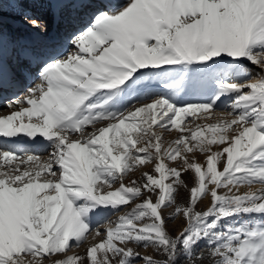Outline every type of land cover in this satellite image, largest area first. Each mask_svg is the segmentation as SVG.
I'll return each mask as SVG.
<instances>
[{
    "label": "rangeland",
    "instance_id": "obj_1",
    "mask_svg": "<svg viewBox=\"0 0 264 264\" xmlns=\"http://www.w3.org/2000/svg\"><path fill=\"white\" fill-rule=\"evenodd\" d=\"M254 31L243 60L250 67L214 57L212 67L193 70L166 43L158 74L177 75L166 79L170 91L158 87L170 109L149 104L147 115L131 113L90 140L85 183L67 165L63 186L38 188L36 205L20 191L21 238L13 246L0 234V264H264V88L246 87L262 76L264 30ZM0 36L13 35L0 28ZM145 41L155 40L148 33ZM1 99L11 106L15 97ZM107 224L120 233L94 239Z\"/></svg>",
    "mask_w": 264,
    "mask_h": 264
},
{
    "label": "bare ground",
    "instance_id": "obj_2",
    "mask_svg": "<svg viewBox=\"0 0 264 264\" xmlns=\"http://www.w3.org/2000/svg\"><path fill=\"white\" fill-rule=\"evenodd\" d=\"M263 11L264 0H0V28L15 36H0L3 239L14 246L21 238L14 212L26 214L20 191L32 192L31 204L36 205L38 188L48 192L54 183L63 186L67 165L81 171L85 183L83 155L90 140L110 135L119 122L128 123L131 113L147 115L149 104L154 111L170 109L160 100L158 87L166 84L170 91L166 79L177 75L172 70L158 74L166 68L159 64L166 43H174L185 61L216 57L243 65L252 33L264 30V19L257 21ZM148 33L154 44L142 42ZM183 38L192 45L193 59ZM26 49L47 55L34 64L31 82L22 74L26 65L18 56ZM10 62L16 71L8 68ZM244 63L250 67V61ZM260 63L261 78L246 85L255 93L264 88V61ZM134 65L140 71L127 75ZM7 94L15 97L11 106L1 99ZM130 217H120L118 223H128ZM107 225L94 239L103 232L120 233L118 226ZM155 232L163 238L158 227Z\"/></svg>",
    "mask_w": 264,
    "mask_h": 264
}]
</instances>
